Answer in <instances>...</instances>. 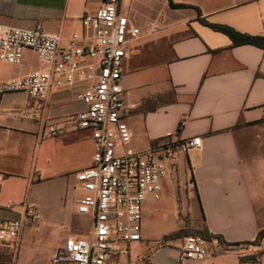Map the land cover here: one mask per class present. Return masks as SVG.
<instances>
[{"label": "crops", "instance_id": "obj_1", "mask_svg": "<svg viewBox=\"0 0 264 264\" xmlns=\"http://www.w3.org/2000/svg\"><path fill=\"white\" fill-rule=\"evenodd\" d=\"M102 4L0 0V25L42 29L67 47L74 35H86L83 18ZM121 10L142 31L124 60L121 80L131 147L147 149L167 134L200 136L202 146L167 162L162 199L144 204L141 241L110 264H178L187 234L167 236L204 227L218 241L222 237L227 250L219 252L210 243L209 257L189 264H264V239L252 243L264 229V48L235 45L229 35L203 22L263 37L264 0H122ZM42 67L38 56L26 50L18 65L0 62V83ZM84 88L82 82L54 91L46 101L21 92L0 97V217L18 218L21 208L3 206L25 200L40 214L22 243L37 234L43 211H59L70 188L78 196L68 216L73 222L81 215L77 207L83 193L75 173L92 164L95 144L89 130L63 122L87 109L79 98ZM147 102L151 107L157 103L156 108L146 110ZM52 125L60 135H51Z\"/></svg>", "mask_w": 264, "mask_h": 264}, {"label": "built area", "instance_id": "obj_2", "mask_svg": "<svg viewBox=\"0 0 264 264\" xmlns=\"http://www.w3.org/2000/svg\"><path fill=\"white\" fill-rule=\"evenodd\" d=\"M121 2L103 0L95 14L83 18L86 35H74L67 47L61 45L58 36L42 29L0 25V62L18 65L24 52L31 50L43 64L39 70L1 82L0 97L21 92L46 101L54 91L85 83L79 98L87 109L63 124L73 123L89 130L94 140L92 164L75 173L83 193L78 213L92 218V229L88 238L69 237L52 256L51 264H110L115 255L127 254L129 246L142 239L145 202L163 197L167 162L177 154H189L202 146L200 136L177 139L167 134L147 149L131 147L121 80L124 60L142 31L122 12ZM80 41L87 44L77 46ZM49 130L55 137L61 133L56 125ZM3 207L10 211L19 207L21 212L18 218L0 217V251L19 250L27 228L39 223V210L30 200ZM210 243L219 252L227 250L215 237L187 235L178 264L206 260ZM248 247L252 248V244Z\"/></svg>", "mask_w": 264, "mask_h": 264}, {"label": "rangeland", "instance_id": "obj_3", "mask_svg": "<svg viewBox=\"0 0 264 264\" xmlns=\"http://www.w3.org/2000/svg\"><path fill=\"white\" fill-rule=\"evenodd\" d=\"M162 184L165 188V179L162 180ZM75 196H78V192L70 188L67 191L66 201L59 202L58 212L43 211L42 224L36 226L38 227L37 234L22 243L19 250L0 251V264H51V259H49L51 249L62 242L63 237H66V241L67 237H74L75 233L82 235L90 233L92 229L90 216L76 215L73 222L68 216L72 213L71 202ZM62 212H65L67 216ZM192 231L194 232L193 229L189 230L190 233H193Z\"/></svg>", "mask_w": 264, "mask_h": 264}, {"label": "trees", "instance_id": "obj_4", "mask_svg": "<svg viewBox=\"0 0 264 264\" xmlns=\"http://www.w3.org/2000/svg\"><path fill=\"white\" fill-rule=\"evenodd\" d=\"M171 5L174 6V7H179V8L188 7L185 4H174L173 2H171ZM203 22L205 24L209 25L210 27H212L213 29H215L217 31H221V32L229 35L232 38L233 43L235 45H237V44H253V45H257L259 47L264 48V36L261 37V36H250V35H246V34H241V33L237 32L236 30H234L233 28H230L228 26L213 25V24H210V23H208L206 21H203ZM150 104H151L150 102H147L144 105L146 110L155 109L156 106H157V103L154 104V107H151ZM185 234H187V235H198V236L204 237L206 239H211L212 237H215V236H213V235H211L209 233L207 228L204 227V228H201V229H198V230H194L193 233H190L189 231L179 230L177 232H174V233L170 234L169 236H167V238L172 239V238L183 236ZM218 238L220 239L221 242H223L222 237L218 236ZM263 239H264V229H262L258 233V236H257L256 240L254 242H252V243L253 244H258ZM247 244H250V242H248ZM249 259L253 260L252 258H249Z\"/></svg>", "mask_w": 264, "mask_h": 264}]
</instances>
